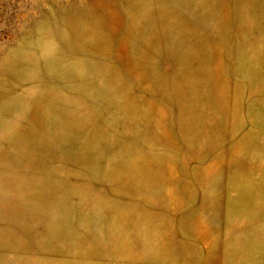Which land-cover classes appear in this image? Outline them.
I'll list each match as a JSON object with an SVG mask.
<instances>
[{"label":"rangeland","instance_id":"obj_1","mask_svg":"<svg viewBox=\"0 0 264 264\" xmlns=\"http://www.w3.org/2000/svg\"><path fill=\"white\" fill-rule=\"evenodd\" d=\"M0 264H264V0H0Z\"/></svg>","mask_w":264,"mask_h":264}]
</instances>
